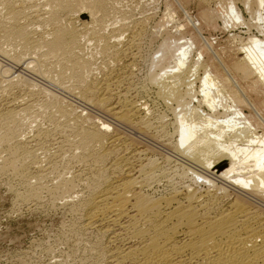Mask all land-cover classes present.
<instances>
[{
	"label": "bare ground",
	"instance_id": "obj_1",
	"mask_svg": "<svg viewBox=\"0 0 264 264\" xmlns=\"http://www.w3.org/2000/svg\"><path fill=\"white\" fill-rule=\"evenodd\" d=\"M118 1L0 0V175L21 181V201L71 202L82 264H264V39L189 67L187 50L165 43L168 65L139 92L134 37L106 33ZM222 1L224 27L244 21ZM244 2L264 21V0ZM134 91H153L172 117ZM67 152L81 168L58 172Z\"/></svg>",
	"mask_w": 264,
	"mask_h": 264
},
{
	"label": "rangeland",
	"instance_id": "obj_2",
	"mask_svg": "<svg viewBox=\"0 0 264 264\" xmlns=\"http://www.w3.org/2000/svg\"><path fill=\"white\" fill-rule=\"evenodd\" d=\"M244 1L246 0H234L235 6L244 21L232 23L234 27H224V16L226 15L223 8L225 5L224 1L221 4L220 0H206L207 3H203L202 0H119L117 2L118 10H116L118 12L113 14V11L112 14L110 12L108 15V20L110 21L108 22L107 20L106 33L111 34L113 30L115 33L119 32L121 34L120 38L125 41L129 40L131 36L134 37L135 45L132 47V52L135 54L136 60L133 64V81L140 92V88L147 85L148 76H150L152 70L159 72L161 67L168 65L166 63L168 59L162 60L159 64L162 56V46L165 43L166 45L181 47L183 51L187 50L189 67L195 62L206 61L212 56L213 51L220 54L223 50L226 53L228 48L234 49V46L247 42L249 37L255 36L256 38L264 39V33L260 32L262 27L264 29V21L258 22L255 20L251 13L247 11ZM249 1L253 2L255 0ZM222 11L223 13H221ZM215 14L216 16H214ZM205 17H210V21ZM207 44H211V49L207 51L206 55L199 57V50ZM91 45L95 46V43H91ZM89 46V43L84 46V50L86 49L85 52L87 53L95 50L94 47L90 46V48ZM231 55L228 52L226 55H222V58L226 62H230L231 58L234 57V55L232 57ZM103 63L102 56L96 55L93 65L94 71L96 68L98 70H96L97 73L93 71L96 76L100 75V69L104 67ZM156 64H159V66L153 69V65ZM202 72L200 70L201 74H203ZM199 85L200 82H197L196 87L199 88ZM147 87L149 88L148 85ZM58 90H55L57 95L60 94V97L71 101V98H73L71 95ZM153 91H151L153 94L141 92V97L140 95L137 96L134 91L133 96H137L136 100L138 102L149 104L148 108L152 109L153 115L159 116L163 114L167 118H171L172 112H169L170 109L168 110L164 106L165 104L158 99ZM142 94L145 96V100ZM138 97L139 99H137ZM141 98L142 100L140 101ZM75 104L83 109L80 104ZM48 111L46 114L49 116L52 109ZM95 112H91L90 115L93 114V117L101 118L97 115H101V113H98L99 111ZM85 113L83 112L84 115H87ZM102 119L110 123L112 131L124 130L122 127L120 128L112 123L111 120H108V117L103 116ZM40 120L43 122L44 127H52L51 122L42 118L39 119V122ZM60 120V123L63 124V119ZM28 130L24 128V131ZM55 136V138H58L61 134L57 133ZM68 153L61 154L63 157L55 154V162L58 163L59 168L61 167L60 169L57 167L58 172L68 173L69 170L71 172L75 171V167L81 168L75 164L72 154L69 153L68 155ZM3 156L7 157V154L4 153L1 157ZM43 156L44 154H41L40 158H43ZM58 172H56L55 178ZM69 174L67 175L69 176ZM18 191H24L21 181L14 179L10 173H2L0 175V264H82L79 260H82L83 241L81 243L77 241L79 238L80 241L83 236L80 233H76L80 226V220L79 215L77 213L74 214L71 202L55 200L54 205L50 195L47 193L43 195V201L32 202L34 201L32 200L24 202L18 199L16 195ZM80 191L87 192L86 189L85 191L80 189ZM75 229L77 230L75 231ZM76 238L78 239L75 240Z\"/></svg>",
	"mask_w": 264,
	"mask_h": 264
}]
</instances>
